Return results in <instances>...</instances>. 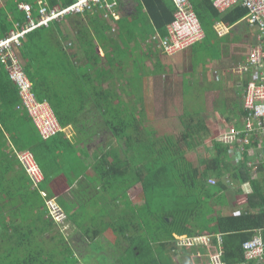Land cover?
<instances>
[{"label": "crops", "instance_id": "crops-1", "mask_svg": "<svg viewBox=\"0 0 264 264\" xmlns=\"http://www.w3.org/2000/svg\"><path fill=\"white\" fill-rule=\"evenodd\" d=\"M39 1L36 0V4ZM115 2L114 15L107 21L111 27V31L106 36L109 41L98 44L95 38L91 40L90 36L87 38L76 35L72 25L74 21L66 19L59 21L62 36L38 35L37 39L29 43L31 55H34L33 58L36 56L38 60L37 67L48 75L45 82L52 86L51 78H53L58 83L71 82L73 86L71 90L65 91L66 94L61 92L51 97V103L42 100L48 103L55 115L57 113L63 121H68L64 126L61 125L62 133L75 145V150L68 149L62 156L63 161L55 165L57 169L51 167L53 172L37 186L33 185L16 159L7 160L5 157L11 155L13 148H18L14 145L16 141L13 137L19 140L17 145L21 147L39 140V134L26 113L15 108V104L19 102L16 87L0 64V155L2 156V158L0 156V209H3L0 210V214L3 219L7 218L8 222H13L9 227H12L16 234L24 232L39 234L40 241H44V249H48L51 243L48 226V221L51 219L47 206L49 199L55 201L65 216V219L60 221L51 220L56 221V235L59 241H67L66 222L72 223L78 229L75 215L79 210V203L90 205L96 202L93 197L99 195L96 189H90L93 186L88 177L93 176L91 164H94V161L101 157V152L114 142V135L109 125L104 122L105 120L109 122L115 112L123 110L124 114L129 112L137 115L140 108L143 115L141 120L136 119L138 133L151 130L155 139H166L175 144L183 138L187 140V144L202 141L197 146L210 147L212 143V139L209 140L208 137L211 136L210 131L208 134L201 130L205 120L203 117L208 113L204 109L207 104L205 101H211L205 92H216L215 99L220 101L223 108L221 115L215 113L218 133L230 129L241 130L243 127L245 115L242 110L243 99L246 85L252 77V73L247 72L244 66L250 51L261 45L257 41V30L248 25L246 15L238 14L243 10L246 11L245 8L236 4L231 9L221 12L213 7L210 0H190L205 31V38L189 50L168 56L161 52L151 36L161 33L162 30L165 32L166 26L171 22L174 12L171 0H115ZM2 24H0V38L4 37L1 33ZM35 40L36 42L32 43ZM56 42L64 51L60 48L51 51ZM88 42L94 45L93 53L85 50V47H90L86 44ZM114 48L121 51H118L122 55L120 58L115 57L114 52L117 51ZM66 73L68 74L64 76L63 74ZM97 74L103 76L97 78ZM136 85L140 87L136 88ZM178 87L180 89L175 90ZM50 91L51 89L48 95ZM59 91L56 90V93ZM175 91L181 93L179 103ZM179 104L189 108L195 107L196 111L187 108L184 115L178 117L176 108ZM150 107H154L155 111L158 108L157 115L162 120L175 123L177 128H171L169 131L176 133L175 135L161 134V129L150 127L145 122L148 121ZM107 109L108 111L105 112L104 110ZM194 115H197L196 118ZM199 122L200 124L197 125ZM35 148L40 150L43 147ZM230 161L235 164V160ZM75 162L77 171L83 173L69 185L67 179L73 175L70 171ZM44 168L46 171L51 170L46 165ZM257 175L258 172L251 170L250 178L255 179ZM44 181H46L44 187L47 190L51 189V198L46 197L48 192L42 187ZM248 183L241 184L240 196L252 193ZM137 186L138 184L133 188ZM36 191L45 202L47 215L39 222H34L35 226H32L31 221L36 212L32 211L31 204L38 206L40 202L33 196V192ZM85 191L91 193L86 194ZM230 204L232 202L223 208L225 212L232 210ZM240 207L242 206L237 207V212L243 209ZM4 229L9 228H1L0 224V231ZM210 236L209 247L201 248L204 252L201 253L202 260L211 250L222 251L221 235Z\"/></svg>", "mask_w": 264, "mask_h": 264}, {"label": "trees", "instance_id": "trees-1", "mask_svg": "<svg viewBox=\"0 0 264 264\" xmlns=\"http://www.w3.org/2000/svg\"><path fill=\"white\" fill-rule=\"evenodd\" d=\"M44 1L49 8L55 6L64 8L74 2V0ZM17 3H27L33 10L37 9L36 0H5V6L0 8V24H4L1 28L2 36L8 34L15 22H24V14L17 9ZM112 11L99 9L97 6L91 12L79 16H67L63 21L73 20L72 25L76 35L90 36L91 40L95 38L98 44H101L109 41L106 36L111 31V27L107 21L114 15ZM246 13L243 10L238 14L242 16ZM10 17L13 19L11 20ZM59 23L61 22L55 21L48 27L30 32L22 39L20 47L24 69L32 82L37 99L48 100L50 103L51 97L61 92L66 94L65 91L71 90L72 83L67 81L58 83L53 78H51L52 86L45 82L48 75L37 67L39 63L36 56L33 58L34 55H31L29 43L37 39L38 35L62 36L63 32ZM165 34L166 30L159 33L161 37ZM35 42L36 40L32 43ZM89 42L86 44L90 47H85V50L93 53L94 45ZM57 48L64 51L58 42L51 51H57ZM114 50L117 51L114 52L115 57L120 58L122 56L118 52L120 50L118 48ZM101 76L103 74H97V78ZM56 90L60 91L56 93ZM97 105L100 107L99 104ZM113 112H115L114 109ZM142 115L143 111L140 108L137 115L129 112L124 114L121 110L115 112L112 118H109V122L105 120L104 124L109 125L114 135V142L101 152V157L94 161V164H91L93 176L88 179L93 188L90 189H96L99 196L95 197L96 202L90 205L79 203V210L75 216H77L80 237L91 240L89 247L94 246L95 253L107 254L97 257L100 264L107 263L109 259L111 264H175L173 258L178 254L173 242L176 237L202 233L220 234L223 262L242 263L244 261L242 244L250 240L255 231L264 228V166L260 167L257 177L252 179L245 151L241 154L242 159L233 164L230 161L233 150L214 141L210 147L203 149L206 153L205 158H199L198 165H193L187 162L184 150L178 143L173 144L166 139H155L152 137L151 130L148 129L144 133H138L136 119L141 120ZM56 118L62 126L68 123L63 121L57 113ZM199 124L200 122L197 123ZM13 139L16 141L14 145L18 148H13L10 156L5 155L6 159H16L15 161L19 164L13 151L31 152L44 178L53 172L51 167L57 169L55 165L63 161L62 156L68 149L75 150V145L70 142V139H66L63 133L48 140H43L39 136V140L21 147L17 145L19 140L14 137ZM182 140L187 146V140L183 138ZM37 146L43 148L37 150L35 148ZM191 146L192 144L188 145V148L191 149ZM240 146V140L234 142L235 148ZM43 159H45L44 163ZM45 165L51 170H44ZM70 172L73 175L67 179L69 185L83 173L77 171L76 162L73 163ZM225 177H229L232 183L236 181V185L249 182L252 188V193L249 195L239 196L238 205L243 209L233 216H224L221 211L226 204L224 193L230 188L223 182ZM208 178H215L216 186H208L206 183ZM137 184L140 185L142 193L140 205L133 204L127 194ZM45 185L46 181L42 187L48 192L46 197L51 198V189L47 190ZM236 194L240 195L241 192L237 190ZM33 196L40 201L38 206L31 204L32 211L36 212L31 225L35 226L36 222L44 219L47 210L40 193L33 192ZM8 221L0 214L1 228H9L0 231V264L92 263L90 259L87 261L84 258L79 259L76 250L69 242L58 240L55 222L48 221L51 243L48 249H44V241H40L39 234L32 232L16 234L14 229L9 227L13 222ZM43 223H45L44 220Z\"/></svg>", "mask_w": 264, "mask_h": 264}, {"label": "built area", "instance_id": "built-area-1", "mask_svg": "<svg viewBox=\"0 0 264 264\" xmlns=\"http://www.w3.org/2000/svg\"><path fill=\"white\" fill-rule=\"evenodd\" d=\"M175 12L172 22L167 26V34L161 37L158 34L151 36L161 52L172 56L180 51L189 48L194 43L204 37V32L193 11L189 0H172ZM215 8L225 10L233 5H241L247 10V23L257 30V41L263 48H255L248 59L245 70L252 69L256 73L252 81L248 84L244 95V117L241 130L230 129L219 132L217 142L234 147V142L240 140L241 147L232 148L235 160L241 159L243 151L246 157L251 159L248 164L257 168L260 162H264V73L261 58L264 57V0H211ZM37 16L33 17L32 8L28 4H19L18 8L25 13L26 23L23 26L15 25L9 35L0 40V63L5 66V70L16 86L19 103L17 110L24 111L37 129L39 136L43 140H48L60 132L62 127L56 115L47 102L38 100L33 91V86L26 76L23 64L19 58L18 50L21 40L29 32L40 28L48 27L53 21H59L68 15H83L91 12L97 6L99 9L112 11L116 6L115 0H74L65 7L55 6L49 8L44 0L38 3ZM114 12V11H112ZM245 148H247L245 150ZM15 157L21 164L24 172L31 178L33 185L37 186L44 180V175L34 156L29 151L16 152ZM212 184L214 181H210ZM45 195V194H44ZM50 217L56 221L63 220L65 216L53 199L47 203ZM211 236L203 235L196 238H184L177 241L178 248H191L195 246L209 247ZM243 262L238 264H264V228L255 231L254 236L242 244ZM196 258H202L200 251L196 252ZM207 259L205 264H226L222 260L219 250L208 252L204 255Z\"/></svg>", "mask_w": 264, "mask_h": 264}, {"label": "rangeland", "instance_id": "rangeland-1", "mask_svg": "<svg viewBox=\"0 0 264 264\" xmlns=\"http://www.w3.org/2000/svg\"><path fill=\"white\" fill-rule=\"evenodd\" d=\"M135 87L139 88L140 85H136ZM179 89H180V87L176 88L175 90H179ZM141 93H143V92H141ZM205 93L208 94V98H210L211 101H209V102L205 101V103H207V104L204 107V109H206V112L208 111V113H207L206 117L205 116L203 117V118H205V120L203 122V128L201 130L204 133L208 132V134L210 131L211 136L208 135V137H210L209 140H211V139L215 140L219 134L217 131V127H216L217 120L215 117V113L217 115H221L223 113V108L220 105V101L215 99L217 97L216 92H207L206 91ZM175 95H176V99L178 100V103H179L181 101V93L179 91H175ZM178 103L176 102V104H178ZM187 108L191 109L194 112L196 111L195 107L189 108V107H186V106L184 107L181 104H179L178 107L176 108V111L178 113L177 116L178 117L183 116L184 112H185V110H187ZM204 109H202V110H204ZM148 110L150 111V113H148V115H147V117H149V118H148V121H145V122H147L150 127H156L159 130L161 129L160 130L161 134H171V135L176 134V133L169 132L171 128H177V127H175V123H170L167 120L166 121L162 120L159 117V115H157L158 114L157 113L158 108L156 109L157 111H155L154 107H150V108H148ZM196 116L197 115H194L195 118H196ZM179 134H181V133H179ZM197 141H199V140H197ZM178 142H179L178 145H180L184 150L185 158H186V160H188L187 162H190V163L196 165L198 163L199 158H205L206 153L203 152V149L205 147L196 146V145L201 144L202 141L199 142L198 144H196V142H194V144H192V146H191V149L193 148L194 145H195V147L192 150L188 148V145H190L192 142L188 143L187 146L184 144L182 139H179ZM233 192H234V189H233ZM89 193H91V191L87 192L86 194H89ZM127 194L129 196L130 201L133 204L140 205L142 203V193H141V187L139 185L135 188L130 189L127 192ZM231 194L232 193H230V196H231ZM93 198H95V197H93ZM100 199L102 200L101 196H100ZM231 202H232V204H230V205H232V210L231 211L228 210L227 212L224 211L223 215H231L232 213H235L236 210H238L236 203H234L235 202L234 198L232 199ZM66 224H68V226H66V231H65L67 242H69L70 245L74 247V249L76 250L77 256H79L78 258L79 259L84 258L85 261H87V259L88 260L90 259V261L92 262L91 264H100L98 262L97 257L100 255H105L106 253L105 252L95 253V251L93 249L94 246L93 247L91 246L92 248L89 247L91 240L87 237L81 238L80 237L81 233L79 232V229H77L75 226H73L72 223L66 222ZM210 252L212 253L214 251L211 250ZM177 254L178 255L174 256L176 264H205L207 262V259H208V258H205L204 260H202L203 257L199 259V258H196L192 255H189L188 252L185 253L184 251H181V250L177 251ZM196 259H198V260H196ZM104 264H111L110 259L108 260L107 263H104Z\"/></svg>", "mask_w": 264, "mask_h": 264}, {"label": "clouds", "instance_id": "clouds-1", "mask_svg": "<svg viewBox=\"0 0 264 264\" xmlns=\"http://www.w3.org/2000/svg\"><path fill=\"white\" fill-rule=\"evenodd\" d=\"M4 1L5 0H0V5L1 4H3L2 6H1V8L2 7H4ZM172 1V0H171ZM211 1V0H210ZM189 2H190V0H189ZM172 3H173V1H172ZM19 4H27V3H17L16 4V6H17V9L20 11V12H22L23 14H24V22L23 23H19V22H15L14 23V26H13V28L11 29V30H13L14 28H15V25L16 24H19L20 26H23V25H25V23H26V20H25V13L23 12V11H21L19 8H18V5ZM72 4V3H71ZM70 4V5H71ZM190 4L192 5V3L190 2ZM211 4H212V1H211ZM29 5V4H28ZM174 5V4H173ZM213 5V4H212ZM239 5V4H238ZM31 6V5H30ZM69 6V5H68ZM241 6V5H240ZM67 7V6H66ZM214 7V6H213ZM232 7V6H231ZM231 7H229V8H227V9H225V10H219V9H217V10H219V11H221V12H225V11H227V10H229V9H231ZM243 7V6H242ZM32 8V7H31ZM37 8H38V5H37ZM65 8V7H64ZM192 8H193V11H194V13H195V15H196V17H197V19H198V21H199V23H200V26H201V28H202V30H203V32H204V37L200 40V41H198V42H196V43H194L193 45H191L189 48H187V49H184V50H182V51H180L179 53H181V52H183V51H185V50H189V49H191L193 46H195L196 44H198V43H200L204 38H205V31H204V29H203V26H202V24H201V22H200V19H199V17H198V15H197V13L195 12V9H194V7H193V5H192ZM215 8V7H214ZM244 8V7H243ZM37 10L38 9H36V13H35V10H33V8H32V14H33V17H36L37 16ZM247 11V10H246ZM174 12H175V6H174ZM84 15V14H83ZM68 16H79V15H68ZM173 16H174V13H173ZM246 16H247V14H246ZM65 17H67V16H64V18ZM64 18H62L61 20H63ZM61 20H59V21H61ZM172 20H173V18H172ZM172 20H171V22H172ZM246 21H247V19H246ZM53 22H55V21H53ZM170 22V23H171ZM52 23V22H51ZM169 23V24H170ZM168 24V25H169ZM167 25V26H168ZM49 26V25H48ZM167 26H166V34H167ZM40 28H44V27H40ZM37 29H39V28H37ZM10 30V31H11ZM36 30V29H35ZM9 31V32H10ZM34 31V30H33ZM9 32H8V34H6L4 37H2V38H0V40H2V39H4V38H6L8 35H9ZM32 32V31H31ZM30 33V32H29ZM28 33V34H29ZM165 34V35H166ZM27 35V34H26ZM25 35V36H26ZM159 35V34H158ZM24 36V37H25ZM153 36V35H152ZM24 37H23V39H24ZM21 43H22V40H21ZM262 44V43H261ZM263 45V44H262ZM20 47H21V45H20ZM262 48L260 45H257L255 48ZM255 48H253L251 51H250V53H249V55H248V58H247V62H246V65L244 66V67H246L247 66V64H248V59H249V57H250V54H251V52L255 49ZM263 49V48H262ZM18 53H19V58H20V60H21V62H22V64H23V69H24V62H23V60H22V58H21V55H20V48H19V50H18ZM179 53H177V54H179ZM176 55V54H175ZM173 56V55H172ZM260 62H261V65H262V68L260 69L263 73H264V57L263 58H261V60H260ZM2 66H3V68H4V70H5V66L2 64V63H0ZM5 72H6V70H5ZM24 72H25V69H24ZM247 72H251L252 73V77H251V80L249 81V83L252 81V79L254 78V75H255V73H256V71L255 70H252V69H248L247 70ZM6 74H7V72H6ZM25 74H26V72H25ZM7 76H8V74H7ZM26 76H27V74H26ZM28 77V76H27ZM8 78H9V76H8ZM29 79V78H28ZM9 80H10V78H9ZM30 80V79H29ZM11 81V80H10ZM12 82V81H11ZM31 82V81H30ZM13 83V82H12ZM32 83V82H31ZM248 83V84H249ZM248 84L246 85V89H247V86H248ZM14 85V84H13ZM15 86V85H14ZM33 86V85H32ZM16 87V86H15ZM17 90V89H16ZM246 92V91H245ZM17 95H18V92H17ZM36 96V95H35ZM19 97V96H18ZM37 98V97H36ZM243 105H244V99H243ZM243 105H242V110H244V108H243ZM24 112V111H23ZM27 115V114H26ZM60 133H62V132H60ZM212 141H214V142H217L216 140H212ZM219 143V142H218ZM222 144V143H221ZM224 145V144H223ZM227 147H229L230 149H232V148H235V147H232V146H229V145H226ZM241 147V146H240ZM237 148H239V147H237ZM233 150V149H232ZM13 154H14V151H13ZM232 154H233V157L231 158V160H235V155H234V153L232 152ZM245 157H246V154H245ZM241 159H242V155H241ZM241 159H239V160H241ZM251 159V157L250 158H248V157H246V162H247V166L251 169V170H253V171H255V172H259V170H260V167L261 166H264V162H260L259 164H258V166H257V168L256 169H254L253 167V165H249L248 164V162H249V160ZM235 161H238V160H235ZM228 179V180H227ZM214 181V183L212 184L210 181ZM227 180V181H226ZM223 182H224V184H226V185H228V186H230V188L227 190V191H225V197H226V199H227V204L226 205H229V202H231L232 201V199L234 198V199H236V198H239V196L242 194H240V195H237L236 194V191L237 190H239L240 191V188H241V184H239V185H236L235 183H232L231 182V180L229 179V178H224L223 179ZM206 183H207V185L208 186H211V187H213V186H216V184H217V180L215 179V178H208L207 180H206ZM248 183V182H247ZM249 184V183H248ZM250 185V184H249ZM233 189H234V192H233ZM241 192V191H240ZM230 193H232L231 194V196H230ZM249 195V194H248ZM229 198V200H228V198ZM50 200V199H49ZM234 203H236V205H237V207H239V201H236L235 200V202ZM226 205L224 206V207H226ZM223 207V208H224ZM223 208L221 209V211L223 210ZM241 208V207H240ZM241 210V209H240ZM222 212H224V210L222 211ZM239 212H241V211H239ZM239 212H237V210L235 211V213H233V214H231L232 216L234 215V214H236V213H239ZM224 214V213H223ZM230 215V216H231ZM224 216H228V215H224ZM50 219L52 220V218L50 217ZM65 219V218H64ZM54 221V220H53ZM56 222V221H55ZM203 235H211V234H209V233H202V234H199V235H192V236H182V237H176V239H175V241L173 242V246H174V248H175V250H177V251H179V250H181V251H184L185 253L186 252H188V250H189V252L190 253H188L189 255H192V256H194V257H196L195 256V254H196V252H198V251H200L201 253H204V252H202V250H201V248L202 247H200V246H195V247H191V248H178L177 247V241L178 240H181V239H184V238H196V237H199V236H203ZM216 236V235H215ZM221 254H222V251H221ZM174 259V258H173ZM205 259V258H204ZM175 260V259H174ZM175 264H176V262H174Z\"/></svg>", "mask_w": 264, "mask_h": 264}]
</instances>
